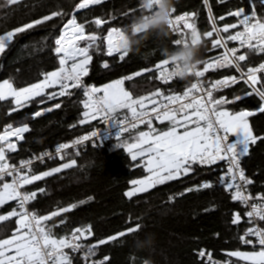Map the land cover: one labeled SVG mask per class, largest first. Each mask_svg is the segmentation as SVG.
<instances>
[{"label":"snow or ice","instance_id":"snow-or-ice-1","mask_svg":"<svg viewBox=\"0 0 264 264\" xmlns=\"http://www.w3.org/2000/svg\"><path fill=\"white\" fill-rule=\"evenodd\" d=\"M103 0H81L75 5L78 9H87L90 5H99ZM221 3L224 0H220ZM19 0H3L0 7H11ZM257 4L264 7V0H247V8L238 7L229 10L226 15L219 17L224 21L226 16L235 17V23H224L218 26L217 19L213 16L209 0H204L208 8V18L211 30L201 32L198 29L196 12H183L176 14V7L168 20L170 31L177 36L172 43L177 48L200 43L205 46V41L210 40L212 50H222L219 55L201 59L199 65L191 76L195 78L190 86L182 93L171 89L165 94L161 89H156L146 95H135L125 88V81L132 80L146 72L156 71L157 79L167 84L177 77V66H173L169 59L164 58L156 63L154 68H143L132 75L114 80L102 87L85 83L84 78L89 74V65L93 60V53L100 52L101 43L106 42V55H118L124 61L129 53L124 50L125 29L110 28L106 36H101L97 31L88 30L87 26L94 24L97 29L106 20L95 18L92 21L78 23L72 15L54 39L53 51L58 58V67L55 70L42 74V79L24 87H16L14 81L5 79L0 82V101L11 100L14 107L12 112L19 111L29 103L40 98V103L54 100L57 97L72 96V90H80L84 99L82 119L79 124H90L93 121L105 125L114 124L117 128L114 145L117 149L127 152L132 161H137L138 166L143 165L148 173L142 179H134L132 187L124 195L132 199L139 193L147 192L158 185L186 177L196 170V167L212 166L219 168V162L225 163V168H219L216 182L229 191L231 199L244 205L247 209L243 214L252 226L245 229L238 238L245 245H252V251L234 250L228 256L236 257L245 264H264V193L255 196L249 191L248 186L253 181L245 175L241 167V159L249 154L250 147L255 145L258 137L254 134L248 118L255 113L248 110L231 111L226 105L242 100L245 96L259 98V112H264V62L258 66L247 63L251 53H264V14H258ZM144 10L143 8H141ZM68 15L61 11H54L39 19L24 23L11 30L0 34V55H4L19 35L32 30L53 17ZM147 15L145 19H147ZM235 30V31H230ZM134 31L138 32L139 28ZM227 34V35H225ZM229 42H238V46L229 47ZM245 50V51H241ZM171 65V67H169ZM198 65V66H199ZM108 68L105 61L102 65ZM220 69H234L238 75H226L222 79L208 80L206 73ZM243 82L249 91L244 96L236 95L232 99L214 94ZM59 91H48L56 89ZM55 108L61 104L56 103ZM51 107L35 111L32 119L51 112ZM168 126L164 129L154 126V122ZM143 125L147 130H138ZM138 130V131H137ZM31 131L28 122H21L17 126L8 124L0 132V205L15 201L16 207L7 215H0V221L17 217L16 229L11 236L0 239V264H73V255L80 254L84 264H107L109 256L94 259L97 249L101 245L116 241L140 231L143 225L139 222L132 223L129 217L126 227L117 233L102 238L94 243H85L94 236L91 224L77 226L70 234L58 235L54 229L64 224V219L59 222L53 218L68 213L87 201L72 203L66 207H58L47 214H41L30 208V204L37 197L36 191H27L25 186L41 181L45 177L61 173L65 169L77 165V160L71 158L68 149L75 150V156L80 155V146L91 142L97 147L99 131L92 130L79 136L71 143H59L54 154L50 151L33 155L29 159L20 160L19 164L12 163L10 153L17 151V143L25 139V134ZM128 134L127 138L125 134ZM15 137V141L11 138ZM234 137V139H230ZM59 157L60 166L36 174L33 165L36 161L44 163L45 158ZM213 187L212 181L185 188V192L200 191ZM40 193L45 189L40 188ZM176 195H184L178 193ZM175 195L169 196V201H174ZM88 197L87 200H92ZM242 220L239 212L233 214L232 224L238 225ZM255 238V239H253ZM259 245V250H255ZM203 264H219L212 259V253L204 249L197 252ZM130 259L135 262L136 257ZM145 264V261H143ZM226 264H232L231 261Z\"/></svg>","mask_w":264,"mask_h":264},{"label":"trees","instance_id":"trees-1","mask_svg":"<svg viewBox=\"0 0 264 264\" xmlns=\"http://www.w3.org/2000/svg\"><path fill=\"white\" fill-rule=\"evenodd\" d=\"M80 2L81 0H19L18 4L11 7H0V34L50 15L54 11L68 14L53 17L44 25L19 35L6 53L0 55V82L10 79L16 87H24L42 79L43 73L55 70L58 67V58L53 51L54 39L59 36L63 24L72 15L76 16L78 23L95 18L106 20L107 23L99 29L94 24L87 26L88 30L106 36L110 28L126 30L136 17L146 14L140 7V0H103L99 5L77 10L75 5ZM0 3H3V0H0ZM209 5L218 26H222L224 23H235L237 18L226 16L224 21H220L219 17L241 6L247 8V0H224L223 3L220 0H209ZM175 7L178 13L196 12L198 29L201 32L211 30L204 0H179L176 1ZM256 10L258 14H264V7L261 5L257 4ZM174 40L172 32L168 38H159L152 34L140 45L138 53H129L124 61H120L118 55L108 57L106 42H102V50L93 53L89 74L84 78L85 83L100 87L143 68H154L156 63L166 58L162 55L163 48L166 47L170 51L177 48L172 43ZM220 52L221 50H212L210 40H206L205 46L201 47L200 58L207 59ZM260 56L262 54L251 53L249 60L242 64L255 66L261 60ZM105 61L109 64L108 68L102 66ZM210 76L217 78L220 74ZM156 77V71L134 76L132 80L125 81V88L135 95H146L156 89L168 94L169 89L179 92L186 88L181 84L182 81L161 85ZM186 82L189 84L191 81L188 78ZM249 90L241 82L214 95L217 98L224 96L232 99L236 95L244 96ZM48 91L58 92L59 89ZM72 91V96L46 100L43 104L39 102L40 98H36L16 112L11 111L14 107L11 100L0 101V132L8 124L17 126L21 122H28L31 128V131L25 134L24 141L19 143L17 151L10 153V162L18 164L28 156L51 149L94 128V121L90 124H79L83 112L81 101L84 97L80 90ZM56 103H60L61 107L55 108ZM259 104L258 97L245 96L226 107L234 112L253 111L255 114L248 118L249 123L255 135L264 137V112L257 110ZM48 107L53 110L32 119V113ZM154 126L164 129L168 122L155 123ZM116 143L117 141H111L99 149L92 146L82 148L78 157H71L77 160L76 166L25 186V190L37 192V197L30 207L41 214L82 200L87 201L72 211L53 218L56 222L61 219L65 221L54 229L58 235L70 234L77 226L91 224L94 236L85 243H94L131 227L132 224L128 223L129 217L132 218L133 224L141 223L142 229L122 238L123 242L118 240L99 246L96 257L109 256L107 264H143L145 259H151L153 264H203L197 255L200 249L212 252L216 258H225L230 251L246 250L238 238L249 227L247 217L243 215L246 210L240 203L233 201L229 192L216 182L219 170L215 166H212L214 170L211 171L207 167L197 166L196 170L186 177L158 185L129 199L124 193L132 187L130 182L142 179L148 173L142 164L138 166L137 161H132L127 152L115 148ZM243 159L242 165L253 181L252 190L255 193L264 192V140H258L252 145L249 154ZM64 162L39 164L33 169L39 174ZM204 181H212L213 187L193 192L184 191L185 188ZM40 188L45 189L44 193L38 191ZM182 192L184 195H176ZM170 195L176 196L174 201H169ZM88 197L93 199L89 201ZM15 207L13 201L2 205L0 215H7ZM236 212L242 215L238 225L232 224L233 214ZM16 219L17 217H11L9 220L0 221V239L11 236L17 227ZM262 223L264 226V222ZM148 233L155 235L153 248L136 251L133 247L134 240L143 239ZM71 255L74 257L73 264H84L79 255ZM132 255L137 258L135 262L130 259ZM232 258L238 260L236 257Z\"/></svg>","mask_w":264,"mask_h":264},{"label":"clouds","instance_id":"clouds-1","mask_svg":"<svg viewBox=\"0 0 264 264\" xmlns=\"http://www.w3.org/2000/svg\"><path fill=\"white\" fill-rule=\"evenodd\" d=\"M175 4L176 0H140V7L146 14L136 17L125 30L124 50L128 53H138L140 45L152 34L159 38H168L171 33L168 20ZM135 28H139V31H134ZM201 47L200 43L192 44L189 41L187 46H180L172 51L166 47L162 49V55L169 59L173 66L178 65L176 78L187 80L194 73L201 60ZM154 244L155 235L148 233L143 239L136 238L133 247L139 252L153 248ZM144 261L145 264H153L151 259Z\"/></svg>","mask_w":264,"mask_h":264},{"label":"built area","instance_id":"built-area-1","mask_svg":"<svg viewBox=\"0 0 264 264\" xmlns=\"http://www.w3.org/2000/svg\"><path fill=\"white\" fill-rule=\"evenodd\" d=\"M176 1H179V0H176ZM176 9H177V7H176ZM207 10H208V8H207ZM176 14H181V13H178V12H176ZM174 36H175V39H177V36L174 34ZM236 46H238V42H229V47H236ZM241 51H245V50H241ZM221 52H222V50H221ZM220 52V53H221ZM220 53H218V54H216V55H219ZM259 54H262V56H260V61L255 65V66H258V64L259 63H261V62H264V56H263V54L264 53H259ZM212 57V56H211ZM208 59V58H207ZM169 67H171V65H169ZM198 67H200V68H202L203 66H198ZM216 74H220V76H218L217 78H213L212 76H210V75H216ZM226 75H238V73H236L235 72V70L234 69H220V70H216V71H209L208 73H206V78L208 79V80H216V79H222L224 76H226ZM157 76H158V73H157ZM194 80H195V78L193 77V76H190L189 77V81H191V82H189V84L186 82V81H188V79L187 80H181V79H179V78H174L173 80H171V81H169L167 84H173V83H177L178 81H182V85L183 86H186V87H188V86H190V83H192V82H194ZM157 81L161 84V85H165V83H163L160 79H157ZM87 84H89V85H94V84H92V83H87ZM226 89V88H225ZM225 89H223V90H225ZM185 90V89H184ZM183 90V91H184ZM222 90V91H223ZM183 91H179L178 93H182ZM165 122H167V121H165ZM94 123H95V125H94V128L93 129H91V130H89V131H92V130H98L99 131V138H98V141H97V144H98V146L97 147H94L93 145H92V143L91 142H85L83 145H81L80 146V149L79 150H81L82 148H85V147H90V146H92V147H94V148H97V149H99V148H102L104 145H106L107 143H109V142H111V141H116L115 140V137H116V133H117V128H116V126L114 125V124H112V125H105V124H103V123H101V122H98V121H94ZM155 123H158V122H154V125H155ZM141 129H146V127L145 126H143V125H141L140 126V128L138 129V130H141ZM137 130V131H138ZM88 133V132H87ZM87 133H85V134H87ZM85 134H83V135H85ZM79 136H82V135H79ZM79 136H77L76 138H78ZM126 136H128V134L126 133L125 134V137ZM76 138H74V139H76ZM74 139H72V140H69V141H64V143H71ZM230 139H234V137H230ZM57 146V145H56ZM56 146H54V147H52L51 149H46V150H43V151H41V152H39V154H41L42 152H45V151H50V152H53V154H54V149H55V147ZM66 151H68L69 153H71L72 155H71V157L72 156H75V150L74 149H68V150H66ZM39 154H36V155H39ZM30 157H32V156H28L26 159H29ZM244 158V157H243ZM241 159V167L244 169V171H245V175L248 177V173L246 172V170H245V168L243 167V165H242V162H243V160L244 159ZM26 159H24V160H26ZM52 162H64V161H61L60 159H59V157H56L55 159H47V158H45V161H44V163H41V162H39V161H36L35 163H34V165H33V168H34V166H36V165H39V164H46V163H52ZM19 164V163H18ZM216 167V169H218L219 170V168H225V163L224 162H219V168L217 167V166H215ZM248 189H249V191L255 196L256 194H258V193H255L253 190H252V185H249L248 186ZM229 192V191H228ZM261 193H264V192H261ZM229 195L231 196V194H230V192H229ZM15 204H16V202L15 201H13ZM235 202H237V201H235ZM239 203V202H238ZM31 205V204H30ZM242 205V204H241ZM244 208H245V210L247 211V209H246V207L244 206V205H242ZM31 208V207H30ZM247 220H248V218H247ZM250 226H252V225H250L249 224V227ZM261 226H263V223L261 222ZM253 239H255V238H253ZM244 246H245V248H246V251H252L253 250V246L252 245H245V244H243ZM205 250V249H204ZM255 250H259V245H257L256 246V249ZM207 252H209V251H207ZM212 253V252H211ZM77 255H79L80 256V254H78L77 253ZM101 257H94V259H100ZM212 259L214 260V261H217V262H219V264H226V262H229V261H231L232 262V264H245V262L244 261H238V260H236V259H234V258H232V257H230V256H226L225 258H216L214 255H213V253H212ZM84 263V262H83Z\"/></svg>","mask_w":264,"mask_h":264},{"label":"water","instance_id":"water-1","mask_svg":"<svg viewBox=\"0 0 264 264\" xmlns=\"http://www.w3.org/2000/svg\"><path fill=\"white\" fill-rule=\"evenodd\" d=\"M11 139H12L13 141H15L16 138H15V137H12ZM23 141H24V140L19 141V142L17 143V148H18V146H19V143H22Z\"/></svg>","mask_w":264,"mask_h":264},{"label":"rangeland","instance_id":"rangeland-1","mask_svg":"<svg viewBox=\"0 0 264 264\" xmlns=\"http://www.w3.org/2000/svg\"><path fill=\"white\" fill-rule=\"evenodd\" d=\"M1 82H2V81H1ZM100 87H102V86H100ZM146 130H147V129H145V131H146ZM147 175H148V174H147ZM147 175H146V176H147ZM144 177H145V176H144ZM240 251H243V250H240ZM244 251H246V250H244Z\"/></svg>","mask_w":264,"mask_h":264},{"label":"crops","instance_id":"crops-1","mask_svg":"<svg viewBox=\"0 0 264 264\" xmlns=\"http://www.w3.org/2000/svg\"><path fill=\"white\" fill-rule=\"evenodd\" d=\"M10 202H12V201H9L8 203H10ZM2 205H0V207H1Z\"/></svg>","mask_w":264,"mask_h":264}]
</instances>
